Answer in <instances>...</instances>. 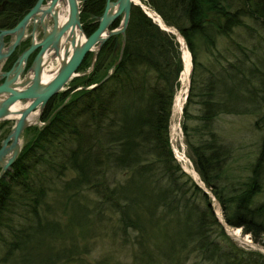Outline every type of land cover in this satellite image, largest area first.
Listing matches in <instances>:
<instances>
[{
  "label": "trees",
  "instance_id": "obj_1",
  "mask_svg": "<svg viewBox=\"0 0 264 264\" xmlns=\"http://www.w3.org/2000/svg\"><path fill=\"white\" fill-rule=\"evenodd\" d=\"M35 1L0 0V28ZM141 2L190 53L180 129L194 170L224 222L264 246V0ZM103 5L82 2L85 34ZM122 38L120 56L111 38L92 64L86 53L78 69H90L49 98L41 125L24 129L28 137L0 177V264H107L104 255L86 259L106 233L138 264H182L191 254L207 264H264L263 252L225 233L211 196L173 154L169 123L182 69L175 35L132 4ZM228 114L253 115L257 139L234 176V142L217 122Z\"/></svg>",
  "mask_w": 264,
  "mask_h": 264
},
{
  "label": "water",
  "instance_id": "obj_2",
  "mask_svg": "<svg viewBox=\"0 0 264 264\" xmlns=\"http://www.w3.org/2000/svg\"><path fill=\"white\" fill-rule=\"evenodd\" d=\"M83 1L36 0L15 25L10 28H0V68L5 59L22 41L24 29L29 20L32 23L30 33L32 36H34V30L38 24L43 29L39 40L34 41L32 39L30 44L17 54L8 69L0 70V120L10 119V116L18 115V117L14 118L9 131L0 141V177L11 166L22 147V144H19V139L24 128L27 126L25 122L28 115L37 110L39 117L49 98L58 91L63 90L72 77L79 75L77 70L86 53L92 52V64L99 48L109 37L113 36L116 38L118 34L124 36L131 5L140 4L136 0H105L101 13L96 17L95 28L89 34H85L79 18L80 6ZM63 6H67V16L65 19L60 20V9ZM156 15L160 17L157 13ZM118 18V24L115 25ZM49 19L51 20V24L48 26ZM152 19L154 20L153 17ZM156 23L160 28L173 33L180 43L178 39V35L180 34L175 28L166 25L164 22L161 24L159 21H156ZM75 30L78 31L79 35L84 36L82 41L76 40L74 36ZM6 35H10L11 42L5 46L4 36ZM66 39L69 40V45L72 48L67 60L58 66L51 79L43 82L41 80V73L43 71L44 58L56 62L61 54L66 55L67 49L64 47ZM183 43L185 45L184 40ZM122 44L123 38L121 40L119 56ZM115 45H118L117 40L115 41ZM36 47L39 49L30 65L26 67L27 58ZM180 50L182 51L181 43ZM110 72L111 70L100 81L107 78ZM188 85L189 78L187 79V88L183 102L187 95ZM16 102H19L21 107L13 109L12 106ZM181 111L182 105L180 106L179 113ZM190 176L194 180L191 174ZM203 190L210 194L205 188ZM217 217L223 228L226 229L227 225L223 221L222 216Z\"/></svg>",
  "mask_w": 264,
  "mask_h": 264
},
{
  "label": "rangeland",
  "instance_id": "obj_3",
  "mask_svg": "<svg viewBox=\"0 0 264 264\" xmlns=\"http://www.w3.org/2000/svg\"><path fill=\"white\" fill-rule=\"evenodd\" d=\"M140 1V0H137ZM142 8L146 10L147 13H150L151 11L146 8L141 1ZM1 4V3H0ZM3 4H1L2 6ZM15 25V24H14ZM85 33V32H84ZM121 40L122 36L119 34L118 37V45L113 49L114 54L119 50L120 52V46H121ZM93 58V57H92ZM90 69V67H86V69L77 70L79 75L82 73L87 72ZM110 70H108L109 72ZM69 82V81H68ZM67 82V83H68ZM65 88H67V84L65 85ZM64 88V89H65ZM187 84L183 86L180 80V85L177 88L175 94H184L186 92ZM183 95V96H184ZM254 120L253 115H221L217 122L218 125H221V127L226 130L225 133L227 137H230V139L233 140V160L231 161V167H230V174L232 176L237 175L238 173H242L244 171L243 168H245L246 163L254 157L255 151L257 150V139L255 137V132L252 130V122ZM13 124V120H0V140L6 135V133L9 131ZM42 122L38 119L33 124L29 125L28 127H37L41 125ZM169 127H173L174 129H170V142L172 144L174 152L178 153L179 156L183 157L186 164H188L189 167L193 168V164L191 162V159L188 157V149L183 141V135L180 129V118L179 113L171 116ZM27 128V127H26ZM24 133V132H23ZM28 137V134L22 135V143L26 140ZM182 168L187 172L188 170L185 169L184 163L180 162ZM194 169V168H193ZM195 171V170H194ZM196 172V171H195ZM197 173V172H196ZM198 175V174H197ZM201 187L206 188L204 183L200 180V177L198 175L197 179H194ZM263 195V194H262ZM258 196V199H262L263 196ZM211 206L213 207V211L217 215H222L221 209L219 204L216 202L214 198H212ZM229 229H238V236L233 235L232 232L229 231ZM225 232L229 235L230 239L236 243L237 246L242 247L246 250H259L264 253V246L255 243L252 241L251 236L249 233H243L241 227H231L227 226ZM169 239V236L164 237L163 240ZM93 249L91 252L86 256V259L92 261L96 258H99L100 256H103L107 260V264H138L136 263L132 257L131 253L129 251L130 248H123L120 243H118L116 240L113 241L109 238V234L106 233L105 235H97L93 241ZM38 251V249H36ZM165 264V263H162ZM182 264H207L203 263L198 257L191 254L189 258L182 262Z\"/></svg>",
  "mask_w": 264,
  "mask_h": 264
},
{
  "label": "bare ground",
  "instance_id": "obj_4",
  "mask_svg": "<svg viewBox=\"0 0 264 264\" xmlns=\"http://www.w3.org/2000/svg\"><path fill=\"white\" fill-rule=\"evenodd\" d=\"M66 9H67V6H63L60 9L61 10L60 14H59L60 20H63V19L66 18V16H67ZM150 15H152L155 18L156 21H159L161 24H163V22L160 19V17H158L156 14L150 12ZM74 34H75L74 36H75L77 41H82L83 40L84 36L83 35H79L77 30H75ZM67 39H66V43H65V46H64L65 49H67V53H66V55L61 54L60 58H58V59L56 58L57 59L56 60L57 63L56 62L54 63V61H50L48 58H46V59L44 58V66H43V71L41 73V80L43 82L48 81L49 79H51L54 76V73H55L56 69L58 68V66L61 63H63L64 61L67 60L68 55L70 54V51L72 49L70 47V45H69V40H67ZM178 39H179V41H180V43L182 45L181 58H182V61H183V69H182V71L180 73V80H181V83L183 84V86H185L186 83H187L188 74H189V71H190V55H189V51L186 48V46L184 45L183 39H182V37L180 35H178ZM183 95L184 94H180V93L174 95V105H173V108H172L171 116H174V115L179 113L181 102L183 100ZM19 107H21V104L19 102H16L12 106L13 109H16V108H19ZM10 117H11L10 119L14 120V118L18 117V115L16 114V115H13V116H10ZM10 119L8 118V119H5V120H10ZM37 119H38V111L35 110V111L31 112L28 115V117L26 118V122H25V124L27 125L26 127H28L29 125H31L34 122H36ZM170 129L173 130L174 128L171 127ZM22 135H23V132H22ZM22 135H21V138L19 139V144L20 145L22 143ZM178 156H179V154H178ZM179 161L184 163L185 169L188 170V172L194 177V179L198 178L197 173L194 171V169L192 167H189L188 164H186V162L183 159V157L179 156ZM230 230L233 233V235L238 236V234H239L238 233V229H230Z\"/></svg>",
  "mask_w": 264,
  "mask_h": 264
},
{
  "label": "flooded vegetation",
  "instance_id": "obj_5",
  "mask_svg": "<svg viewBox=\"0 0 264 264\" xmlns=\"http://www.w3.org/2000/svg\"><path fill=\"white\" fill-rule=\"evenodd\" d=\"M104 2H105V0H104ZM35 3V2H34ZM33 3V4H34ZM30 8V7H29ZM28 8V9H29ZM28 9H27V11H28ZM26 11V12H27ZM25 12V13H26ZM24 13V14H25ZM23 14V15H24ZM22 15V16H23ZM21 16V17H22ZM119 18H120V16H119ZM119 18L117 19V21H116V23H115V25L116 24H118V21H119ZM96 21V20H95ZM46 22V21H45ZM51 24V20L49 19V22L47 23V25L49 26ZM114 25V26H115ZM31 27H32V23H31V20H29L28 21V23L26 24V26H25V29H24V37H23V39H22V41L20 42V44L17 46V47H15L14 48V50L11 52V54L5 59V61H4V63L2 64V66H1V68H0V70H5L3 67H4V64H5V62L7 61V59L12 55V54H15V57H14V59H13V61L15 60V58H16V56H17V54L18 53H20L24 48H26L29 44H30V42L32 41V39H34V41H37V40H39L40 39V37H41V35H42V31H43V29H42V27H41V25H37L36 27H35V30H34V36H32L30 33H31ZM118 37H119V34L117 35V37L115 38V37H113V36H111V37H109V38H111L112 39V41H114V44H113V47L115 48L117 45H115V41L117 40L118 41ZM4 41H5V46L6 45H8L10 42H11V37H10V35H6V36H4ZM113 48V49H114ZM38 47H36V48H34L31 52H30V54H29V56H28V58H27V63H26V67H28L29 65H30V63H31V61H32V59H33V57H34V55L36 54V52L38 51ZM13 61H12V63H13ZM11 63V64H12ZM11 64H10V66H11ZM9 66V67H10ZM8 67V68H9ZM7 68V69H8Z\"/></svg>",
  "mask_w": 264,
  "mask_h": 264
}]
</instances>
